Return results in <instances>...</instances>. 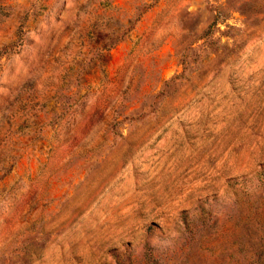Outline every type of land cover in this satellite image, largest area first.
<instances>
[{
    "label": "rangeland",
    "instance_id": "rangeland-1",
    "mask_svg": "<svg viewBox=\"0 0 264 264\" xmlns=\"http://www.w3.org/2000/svg\"><path fill=\"white\" fill-rule=\"evenodd\" d=\"M0 264H264V0H0Z\"/></svg>",
    "mask_w": 264,
    "mask_h": 264
}]
</instances>
